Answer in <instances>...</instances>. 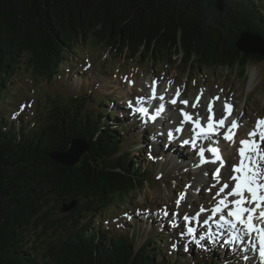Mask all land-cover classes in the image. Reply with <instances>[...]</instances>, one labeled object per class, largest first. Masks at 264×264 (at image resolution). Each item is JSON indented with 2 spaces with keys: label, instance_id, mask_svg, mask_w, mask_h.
I'll use <instances>...</instances> for the list:
<instances>
[{
  "label": "trees",
  "instance_id": "16d2710c",
  "mask_svg": "<svg viewBox=\"0 0 264 264\" xmlns=\"http://www.w3.org/2000/svg\"><path fill=\"white\" fill-rule=\"evenodd\" d=\"M248 31L264 38L263 0H0V90L22 69L46 81L71 71L66 56L89 39L114 55L172 64L181 58L185 69L237 67L245 76L250 62L264 61L238 50ZM88 101L77 99L75 116L66 108L75 101L49 96L43 107L50 111L30 134L4 132L0 121V264H184L168 260L163 237L137 249L135 236L99 227L115 196L144 190L149 174L140 176V163L118 146L124 128L101 136L94 111L80 112ZM76 138L91 146L77 165L51 158ZM218 262L215 253L192 260Z\"/></svg>",
  "mask_w": 264,
  "mask_h": 264
},
{
  "label": "rangeland",
  "instance_id": "374dc122",
  "mask_svg": "<svg viewBox=\"0 0 264 264\" xmlns=\"http://www.w3.org/2000/svg\"><path fill=\"white\" fill-rule=\"evenodd\" d=\"M80 48H82V43L80 44ZM81 51L82 52L79 59L77 58L78 55L74 53L68 54L66 56L67 60L68 58H70V56L75 58V74H73V72L71 74L70 72H68V77L66 76V74H64L51 86L44 85L40 80L35 81L31 75L29 76L24 73L18 74L14 79L10 80L7 83L0 98V113L5 114V116L9 117V119L11 117L18 118L16 120L10 119L8 125L9 127H14L18 130L22 126L29 129L34 126V121L36 119V114L39 107L37 101L39 100V103L42 102V97L45 93V89H49L51 92H60L64 95L74 97L82 92H88L93 96H97V98L107 97L104 99L106 101H108V99L112 101V97L114 95L118 99H120L121 93V96L123 98L121 103L123 107H125L127 104V100L123 95L124 88H127L128 92L132 90V94L136 93L135 95L137 96V92H141L138 90V87L142 88L145 83L147 85V83H149V80L153 78L154 73L157 76L161 73V68L159 67L158 71H153V68L155 66H158V64L154 66L153 63H146V65L143 66L139 60L135 61V64H129V60H127L124 56L120 59H117L114 56H111L110 53L105 49L96 47L92 42L86 45V48L82 49ZM86 63H90L93 66H90V64L85 65ZM249 65L250 78H252L251 76L253 72L258 71L256 72L258 73L257 81L255 82L251 90L247 89V86L242 85L243 80H241L240 77L235 78L233 76L227 75L228 69L208 71L206 75L202 74L203 70L202 72L193 74L192 71H188L190 69H184L182 65H180L179 61L178 64L170 70V75L168 74V72H166L163 86L169 87V89L171 87L173 91L179 89L185 90L187 99H189V101L193 99V93L196 92V90H198V92L204 90L206 94L210 93L211 98L226 97L228 101L237 104L238 111L241 114V118L243 121L244 129L246 130L245 133H248L253 128V124L255 123V121L261 117H264V88L261 87L264 82V61H253L250 62ZM134 67L137 68L135 73V78L137 80L133 76L135 72ZM194 70H196V68ZM72 74L73 77L70 76ZM208 74H210V76L212 77L211 80L207 79V76H209ZM76 75H82L83 79H80ZM115 75L119 78H124L128 75L127 78H131L132 80L136 81L138 85H135L134 88L129 89L128 80L130 79H126L124 83L118 84L120 79L118 80L117 77H114ZM103 79H105L106 82ZM195 83L199 84V89H195ZM120 86H122L123 89H118ZM149 90L150 83L148 84V91ZM148 91L146 93H148ZM141 97H136V99H139ZM33 102L35 103L32 106L27 107V109H29L30 111L29 115V112L24 111V108ZM92 106H96V104H92ZM157 107L158 104H155L156 110ZM115 110L117 114L121 113L119 112V108L116 107ZM95 112L97 114L96 110ZM131 113L132 112L129 111V114H126V123L128 126H132L134 130L132 129V133L128 141L123 143V148H130L133 151V154L136 155V157L140 158L141 148L144 147L143 144H145L146 146L148 145V148L150 150L149 157L145 160L141 158L140 162L142 163L143 167L150 166L151 169L153 168L157 170V173L154 172L149 177L150 181L154 184V188L152 185L151 187L153 189L147 187L144 192H137L133 194L132 197H130V206L127 203L129 201V197L127 195L117 194L114 198V207L111 215L108 218V223L105 219L106 222L105 224L103 223V226L108 227L110 232L114 231L115 236H118L121 233L124 235L128 234L130 236H135L136 241L139 243L138 245H141L148 238L156 241L155 236L157 235L159 230H167L168 233L166 234V236L169 235V237L171 238L170 242L171 249L174 250L173 254L179 253L178 257H185L186 264H189V261L194 258L192 257L191 252L194 251L195 248L186 245L185 241L182 240L183 232L176 231V229L180 227L183 228L186 225L185 222H183L184 220H182V216H192L200 208L212 206L215 203V201L211 197L212 194L210 189H214L213 183L216 179H207L209 182H206L205 186L200 187V184L197 183L196 172H200L201 169H196L193 166V173L191 175H188L185 174L186 170H184V166L170 163L168 159L172 154L177 156L178 154H182L184 156L183 160L194 163L195 159L193 156H188L184 152L168 153L165 151L166 147H164L163 150L155 148L153 145V141L156 136L161 137V142H167V138L164 135L161 136L157 132H153L150 135L146 136L148 137L146 143H140L143 135H146L148 124L140 123L136 120L134 121V119L131 117ZM117 114L114 113V115ZM20 115L27 116L23 117ZM112 120L116 119L112 118ZM106 124L109 125V122H103V127L105 129ZM115 132L116 128H113V131H110L112 136H114ZM122 137L126 139L124 135H122ZM155 164L161 166H156ZM160 167L165 170L163 172L165 174H174L176 171H180L181 174L176 178L170 176L172 177L171 179L167 178L166 176L160 178L158 177V175L161 173ZM171 167L174 171L168 170L171 169ZM203 172H209V169L203 168ZM211 172L212 170L210 171V174ZM228 173H230V171ZM192 185L199 186V193L195 195L193 194V197H186L187 193H191ZM182 193L185 194L184 199L181 200L179 205H177L176 201L180 198V195ZM126 203L127 206L131 207L132 211L134 212L127 213V216H125L128 210ZM165 210L168 212L167 216L163 214ZM173 210H175L176 213L179 212L178 215H173L175 214ZM128 216H130L131 219L128 220ZM128 221H130V223H128ZM176 233L179 235L176 236ZM182 243L184 244V246L181 245ZM218 244L219 240L213 239L210 243L205 244L204 248L201 247L196 250H199L200 254L203 257L205 256V254L215 252L217 249L221 254H224V247H221ZM173 245H175V248L177 249L173 248ZM232 250L233 249L231 248L230 251L227 250V252H229L228 255L240 256V254L233 253ZM240 250L241 248H238V251ZM181 251L183 252L180 253ZM175 256L177 255H174V257ZM225 263L226 262H224V264ZM246 263L256 264L255 262ZM257 264H259V261H257Z\"/></svg>",
  "mask_w": 264,
  "mask_h": 264
},
{
  "label": "snow or ice",
  "instance_id": "6c2138e0",
  "mask_svg": "<svg viewBox=\"0 0 264 264\" xmlns=\"http://www.w3.org/2000/svg\"><path fill=\"white\" fill-rule=\"evenodd\" d=\"M153 98L156 97V90L153 88ZM176 98L171 100L172 105L177 104V98L180 96L179 90H176ZM160 100L164 97L160 96ZM219 100V97L215 98ZM140 107L134 109L135 113H139L142 117H146L144 120L146 123L148 119L155 121L157 116L165 109L164 104H159L156 110V115H150V109L144 106V98H139ZM184 105L188 104L187 100H183ZM129 107H132V102H129ZM195 107V105H193ZM224 110L227 115L216 118L215 115L206 116L204 122L200 119H193V115L189 112L181 109L180 114L184 118L185 122H191L194 125V129L199 131L195 132L196 139L203 137L209 142L213 137H221L223 140L229 143H236V132L239 128L237 120L233 119L226 126L227 116L232 115L233 105L231 103H224ZM208 113H212L211 105L207 108ZM181 130L182 129H178ZM190 141L185 140L184 143L188 144ZM192 147L196 148L195 141L192 142ZM211 152L215 159L213 163L219 162V166L214 170V177L219 183L221 179V168L224 166L225 158L221 154V150L216 146H212L207 149ZM238 163L230 167L231 175L228 177V181L224 182L216 192L217 197H222L216 202L215 207L212 208L211 213L213 219L218 217L217 227L228 228L232 230L230 239L225 241L226 245H232L236 242H242L238 234V229L242 230L246 237L250 241H253L251 246L254 250H257L261 264H264V118H260L256 121L254 128L248 133L247 138L239 140ZM198 155L201 158L205 157V148L201 147L198 151ZM207 162V161H205ZM230 182L231 187H230ZM227 190V191H226ZM185 194H181L180 198L176 201L179 205L181 200L184 199ZM231 198V199H229ZM204 211L203 208L200 209ZM139 214V213H138ZM165 216L168 212H163ZM127 216V213L125 214ZM131 219V217H128ZM185 222L191 223L193 218L185 215L183 217ZM194 219L199 220V216ZM207 225L208 221H203ZM191 238V242L202 248L205 244L202 241L213 240L216 235L211 229H206V235L199 236L197 229L194 227H187L186 233ZM223 235V233H220ZM215 242V241H213ZM176 246L173 245V248ZM187 250V249H185ZM247 257H245L246 259Z\"/></svg>",
  "mask_w": 264,
  "mask_h": 264
},
{
  "label": "bare ground",
  "instance_id": "6f19581e",
  "mask_svg": "<svg viewBox=\"0 0 264 264\" xmlns=\"http://www.w3.org/2000/svg\"><path fill=\"white\" fill-rule=\"evenodd\" d=\"M61 42V41H60ZM72 72H73V74H75V72H76V70L75 69H73V70H71ZM71 71H70V69L68 70V72H70V74H71ZM256 72H258V71H256ZM256 72H253L252 73V78H251V80H250V84H249V86H248V89L250 90L253 86H254V84H255V82L257 81V75H258V73H256ZM77 73H78V71H77ZM73 74L72 75H70V76H72L73 77ZM67 77H68V75H66ZM76 76H78L80 79H83V76L82 75H76ZM80 76H82V77H80ZM128 82H129V89H131V88H134L135 87V85H136V83H135V81H133V80H128ZM90 85V84H89ZM88 85V86H89ZM4 87V86H3ZM100 87H106V86H100ZM171 88V87H170ZM118 89H121V87H119ZM138 90L139 91H141V92H144V93H146L147 92V88H146V86H143L142 88L141 87H138ZM61 91V90H60ZM170 92H171V90H170ZM167 93H168V91H167V89H166V86H161L160 87V89H159V92H158V94H157V96L155 97V99L153 100V102L154 103H160L161 102V104H164V106H165V104H166V100L165 99H163V100H160L159 99V97L160 96H163L164 97V95H167ZM130 94H132V90L131 91H129L128 92V90H127V88L126 89H124V92H123V95L125 96V98H128L129 97V95ZM135 94V93H134ZM146 95H148V96H150L151 94H150V92L149 93H146ZM120 96H121V93H120ZM136 96V95H135ZM122 97V96H121ZM136 97H138V96H136ZM138 102H139V100H138ZM180 103V102H179ZM178 103V104H179ZM181 104V103H180ZM179 104V105H180ZM221 104H222V100H220L219 99V103H218V105H217V111H218V114H220V117L222 116V114L223 115H225L223 112H222V108H221ZM184 105V104H183ZM202 106H203V103H201V105L197 108V109H192L191 108V112L193 113V115H194V117L195 118H205L206 116H208V112L205 110H203L202 109ZM190 107V102L188 101V104L187 105H184V106H182V108L183 109H186V108H189ZM116 111V110H115ZM170 111L172 112V114L174 115V108H172V109H170ZM236 111V109L234 110V112ZM101 117H102V120L103 121H106V122H109V124L110 123H112L113 121H115V120H112V118H115V119H117V117L114 115V112L113 111H111L109 108H106V109H104V111H102L101 112ZM237 118V116L236 115H234V119H236ZM127 119V118H126ZM175 119L176 120H182L181 119V117L180 116H178V115H175ZM135 121V120H134ZM94 122V121H93ZM70 123V122H69ZM3 124V123H2ZM1 123H0V129L2 128V125ZM64 124V123H63ZM93 124V123H92ZM95 124V123H94ZM65 126V125H64ZM72 126V125H71ZM4 127V126H3ZM72 127H74V126H72ZM87 127V126H86ZM136 128V127H135ZM17 129V128H16ZM67 131V130H66ZM86 131V130H85ZM111 131V127L109 126V125H107L106 124V129H104L101 133H100V135L101 136H103L104 134H106V136H108V133ZM242 131V130H241ZM246 131V130H245ZM190 132H191V128L190 127H188V129L185 131V133H184V136L186 137V136H188L189 134H190ZM11 133V132H10ZM248 135V134H247ZM247 135H245V136H243V137H247ZM10 138V137H9ZM7 141H9V140H7ZM20 141V140H19ZM19 141H17V143L19 142ZM5 142V141H4ZM11 142V141H10ZM216 142H218V143H220L221 145H222V152H223V154H224V158H225V162H227L229 165H231L232 164V162H234V158H233V155H230V152L232 151V152H234L235 151V145H236V143L235 144H226V143H223V142H219V140H216ZM123 145V144H122ZM118 146H120V145H118ZM167 146V145H166ZM120 147H124V146H120ZM125 147H127V146H125ZM127 149V148H126ZM233 154V153H232ZM116 162H118V163H121V161H120V159L118 158V155H116V156H114V155H110ZM181 157H182V155L180 154L178 157H177V155H174V156H172V155H170V158L168 159V161L170 162V163H172V164H179L180 162H179V160H183V159H181ZM167 158V157H166ZM123 161V160H122ZM183 161H185V160H183ZM140 163V167H139V165L137 166V168H138V174L140 175V176H143V175H146V169H144V167H141V162H139ZM76 164H74L73 166H67V167H74ZM156 165V164H155ZM156 166H161V165H156ZM167 166V165H166ZM173 166H177V165H173ZM169 167V166H168ZM166 169H167V167H166ZM160 174L158 175V177H164V176H166L167 178H169V179H171L172 177H170V176H173L174 178H176V177H178L181 173H180V171H176L174 174H169V173H167V174H165V173H163L165 170L164 169H162L161 167H160ZM168 170H173V168L171 167V169H168ZM174 171V170H173ZM154 172H156L157 173V170L156 169H151V172H150V174L152 175ZM206 174L207 173H202V172H199L198 174H196V178H197V180H198V182L202 185V186H200V187H203V186H205L206 184V182H209L208 180H207V176H206ZM227 181V179H226V175L224 174V180H221L219 183L217 182V181H215L214 183H213V187H214V189H210V191H211V197L214 199V197L216 196L215 194H216V192L218 191V189H219V187L224 183V182H226ZM197 185V184H196ZM196 185H192L191 186V193H187L186 195L189 197V196H191V194H198L199 193V186H196ZM218 198V197H217ZM219 198H222V197H219ZM218 198V199H219ZM121 220V219H120ZM123 222V221H122ZM126 223V222H125ZM127 225V224H126ZM153 227V226H152ZM176 231H179L178 230V228L176 229ZM90 233H91V231H90ZM94 233V232H93ZM95 234V233H94ZM177 234V233H176ZM93 235V234H92ZM179 234H177L176 236H178ZM97 236H98V234H97ZM80 239H82V238H80ZM128 239V238H127ZM167 241H171V238L169 237V235L168 236H166V238H165ZM173 240V239H172ZM80 241H82V240H80ZM91 241V240H90ZM96 242V241H95ZM101 242V241H100ZM91 243H92V241H91ZM238 243V242H237ZM100 244V243H99ZM98 244V245H99ZM104 245V244H103ZM90 246V245H89ZM94 247V246H93ZM103 247V246H102ZM88 248V247H87ZM98 248V247H97ZM189 252V251H188ZM200 252V251H199ZM185 254V253H184ZM242 254H244V253H242ZM16 255V254H15ZM165 255V254H164ZM181 255V254H180ZM188 255V254H187ZM23 256V255H22ZM177 260V259H176ZM250 260H252V258H251V256H250ZM174 264V263H173Z\"/></svg>",
  "mask_w": 264,
  "mask_h": 264
},
{
  "label": "water",
  "instance_id": "95a60500",
  "mask_svg": "<svg viewBox=\"0 0 264 264\" xmlns=\"http://www.w3.org/2000/svg\"><path fill=\"white\" fill-rule=\"evenodd\" d=\"M217 7L221 12L225 10V5L222 1L218 2ZM237 47L241 51L245 52L247 56L264 57V40L258 35L246 32L241 37ZM79 144L82 143L76 141L74 142L73 148L70 151L56 152L52 154V157L66 166H73L79 162L83 153L88 149V147L79 148ZM68 209L70 210V207Z\"/></svg>",
  "mask_w": 264,
  "mask_h": 264
}]
</instances>
